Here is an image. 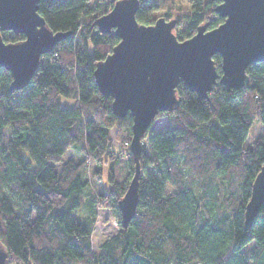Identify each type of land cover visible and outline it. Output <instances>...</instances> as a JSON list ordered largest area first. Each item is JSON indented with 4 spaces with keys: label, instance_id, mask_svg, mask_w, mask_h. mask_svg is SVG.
<instances>
[{
    "label": "trees",
    "instance_id": "1",
    "mask_svg": "<svg viewBox=\"0 0 264 264\" xmlns=\"http://www.w3.org/2000/svg\"><path fill=\"white\" fill-rule=\"evenodd\" d=\"M116 1L40 0L47 25L69 36L42 56L22 89H11V72L0 68V242L9 264H264V202L245 227L264 164V134L245 146L254 121L264 125V61L247 67L243 86L228 90L218 81L205 98L178 85L179 105L158 114L168 115V126L143 137L137 211L123 227L119 203L135 166L133 118L114 113L94 75L120 40L95 24ZM139 1L138 22L176 19L180 40L224 21L218 0H193L190 11L162 16L160 0ZM0 34L7 42L25 38ZM214 59L221 73V56ZM69 149L75 157L64 161ZM122 156L127 182L115 178ZM108 160L112 185L86 201V169L100 178ZM87 202L91 213L76 215ZM105 206L121 229L95 251V208Z\"/></svg>",
    "mask_w": 264,
    "mask_h": 264
},
{
    "label": "water",
    "instance_id": "2",
    "mask_svg": "<svg viewBox=\"0 0 264 264\" xmlns=\"http://www.w3.org/2000/svg\"><path fill=\"white\" fill-rule=\"evenodd\" d=\"M215 11L224 18L218 26L201 25L191 37L180 40L176 19L160 17L153 24L138 22L139 0H118L95 24L120 38L94 71L99 91L112 98L114 113L133 118L131 151L134 174L120 201L121 223L127 227L137 211L140 155L143 137L160 112L175 109L182 82L205 98L216 83L228 90L245 84L249 65L264 61V0H218ZM40 0H0V31L22 33L21 41H5L0 34V68L13 77L11 89L27 86L42 56L70 32H54L38 12ZM221 56V73L214 55ZM149 136V135H148ZM264 202V164L257 174L246 205L248 229ZM0 242V264H9Z\"/></svg>",
    "mask_w": 264,
    "mask_h": 264
},
{
    "label": "rangeland",
    "instance_id": "3",
    "mask_svg": "<svg viewBox=\"0 0 264 264\" xmlns=\"http://www.w3.org/2000/svg\"><path fill=\"white\" fill-rule=\"evenodd\" d=\"M95 0H90V4L94 3ZM193 0H168V1H162L160 0V10L158 12L159 16H162L166 13V11H170L172 15H176L179 12L182 11H190L191 10V2ZM66 103H73L71 101H67ZM169 124V118L168 115H158L155 120L153 121L152 125L150 126L146 136L151 135L152 133L158 132L162 130L163 128L167 127ZM264 134V125L261 124L260 121H254L252 124L248 137L245 141V146H251L253 141H255L257 138L262 136ZM117 132H113L112 138L115 143V147L117 146V150L119 151L120 148H123L122 145H120L119 138ZM116 139V140H115ZM144 142L146 143V138L144 139ZM122 155L123 149L120 151ZM126 152V151H125ZM114 155V154H113ZM119 155V154H117ZM72 157H75L74 151L72 149H69L66 154L64 155L63 160L66 161ZM120 161L118 164L115 165V178L120 181H128V167L126 166V157L122 156L119 159ZM104 170L102 171V176L99 178L98 176H95L93 174V169L91 165L88 166L86 169V175L89 180L88 189H86L85 192V199L88 201V199L96 198L98 195H100V192L105 191L106 189H109V187L112 185L109 182L108 176L110 173V165L113 162H110L109 160L105 162ZM128 185L130 182H127ZM170 189V188H169ZM92 211V210H91ZM90 211V207L88 206V202L84 204L77 212L76 215L80 216H86ZM96 212V222L93 229V249L95 251L98 250L99 245L108 237L112 236L113 234L120 231L121 227L119 225V222L117 221V217L114 215L111 208L105 206V207H99V209L95 208ZM77 216V217H78ZM11 264H18V263H11Z\"/></svg>",
    "mask_w": 264,
    "mask_h": 264
}]
</instances>
